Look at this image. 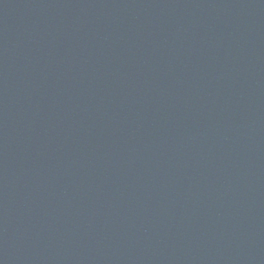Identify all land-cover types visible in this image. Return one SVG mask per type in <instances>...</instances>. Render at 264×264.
<instances>
[{"label":"water","instance_id":"1","mask_svg":"<svg viewBox=\"0 0 264 264\" xmlns=\"http://www.w3.org/2000/svg\"><path fill=\"white\" fill-rule=\"evenodd\" d=\"M189 264H264V6L231 104Z\"/></svg>","mask_w":264,"mask_h":264}]
</instances>
